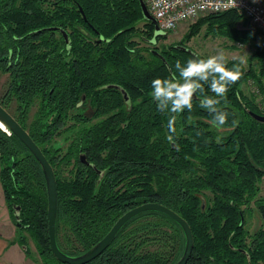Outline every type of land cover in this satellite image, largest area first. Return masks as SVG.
Masks as SVG:
<instances>
[{
    "label": "trees",
    "instance_id": "1",
    "mask_svg": "<svg viewBox=\"0 0 264 264\" xmlns=\"http://www.w3.org/2000/svg\"><path fill=\"white\" fill-rule=\"evenodd\" d=\"M0 2V67L9 73L3 99L15 100L12 116L53 168L55 233L62 252H84L126 210L157 202L190 226L193 247L186 264H264V228L249 234L244 222L252 202L264 219V197L258 195L264 177V121L249 114H264V106L241 88L251 77L264 89L262 31L238 27L245 19L235 10L204 15L190 25L184 40L206 24L212 35L243 43L258 38L260 43L248 57L247 68L240 65L242 76L229 85L226 98L210 90L211 75L207 81L193 76L191 81L202 87L193 92L191 109L184 106L175 112L170 100L152 97V80L184 84L181 71L187 61L204 57L181 43L155 48L163 59L154 54L150 47L158 35L143 17L139 0H17L16 7L14 0ZM235 64L239 63L228 61L227 67ZM82 97L98 120L64 128L67 151L55 155L56 149L44 143L60 132ZM208 99L218 103L201 106ZM35 101L34 118L27 122ZM221 113H227L226 123L213 126ZM79 115L70 117L76 122ZM171 119L174 132L168 129ZM3 130L0 125V184L10 216L34 240L43 264H67L57 260L49 247L40 165L13 133ZM70 157L75 168L69 177L59 175V161ZM36 175L41 177L39 185L32 183ZM60 224L71 233L63 238L70 248L58 241ZM161 227L171 232L160 231ZM19 237L27 252L25 236ZM74 241L87 248H72ZM150 241L153 248H147ZM184 245V232L176 221L146 210L124 223L110 244L84 264H173Z\"/></svg>",
    "mask_w": 264,
    "mask_h": 264
},
{
    "label": "rangeland",
    "instance_id": "2",
    "mask_svg": "<svg viewBox=\"0 0 264 264\" xmlns=\"http://www.w3.org/2000/svg\"><path fill=\"white\" fill-rule=\"evenodd\" d=\"M198 18L179 23L175 29L171 31H167L166 36L160 38L156 43L155 47L151 46L150 48L160 49L162 46L167 47L171 43L172 44L181 43L184 44L186 47H188L191 51L195 52L200 56H203L204 58H207L211 55H215L218 50H222L225 53L227 62L231 60H235L238 63H240V59L243 58L245 62L241 64V66L247 68L246 66L248 63V57L251 55L255 47L260 43V39L256 38L253 41L246 43L230 40L223 36L212 35L207 31L206 24H203L201 25L199 31L196 34L192 35L188 40H184L185 34L186 32H188L190 25H192ZM142 24H143L142 22L139 23V25ZM237 26L240 28H245V27L253 28V26L248 24L246 20L239 21ZM55 35L57 36L58 34L56 33ZM143 54L146 55L147 53H143ZM8 83H9V73L0 71V100H2V102L6 105V107L3 106L4 108H6L10 113L15 114V100L12 99L9 103H7L6 102L7 99L6 98L3 99V95L7 91ZM241 88L244 93L251 95L255 99V101L258 102L260 107L264 106V89L263 91H261V89L254 82L253 78L251 77L247 78L246 82L241 84ZM37 105L38 102L35 101L30 106L27 115V122H31L33 120L35 111L37 109ZM91 110L92 108L88 105V100L86 99L83 106L73 108L71 111H69L68 116L64 119V123H63L64 125L59 129L60 132L52 135L49 138V140L46 143H44V146L56 149L57 151L55 150L54 154L58 156H62L67 151V147L69 143V139L66 137L67 131H64L63 129L66 128L69 124L76 123L78 126L79 125L83 126L96 122L98 120L97 116L96 117L92 116L88 120L81 119L82 117L91 116L92 115ZM73 113L80 114L79 115L80 119L76 122L74 121L73 117L72 118L70 117V115ZM0 156H1V151H0ZM61 161H59L57 171L60 173L59 175L64 177H69L70 176L69 171L74 169L76 165L74 163V158L70 157L69 160L66 162L65 161L61 162ZM32 183L39 185L41 183V177L36 175V178L32 179ZM258 195L264 197V180L263 181L261 180L259 184ZM248 206L249 207L245 212L244 222H245L246 231L249 234H252L259 228H264V219L259 215L256 206L253 202L250 203ZM111 226H109V228ZM130 227L131 226H129L128 228ZM161 230H164L168 233L171 232L170 229L164 227H161L160 231ZM0 231L4 235L3 237L7 241L8 245L18 244L21 247L18 238H20L19 236H25L23 240L28 250L27 252L24 251V253L26 257H28L27 260L30 261V264L31 263L43 264V260L37 250L36 244L34 243V240L30 237L29 233L19 230L17 226L14 224L4 199L1 184H0ZM67 233L71 235L70 231L67 230V227L60 224L57 229V238L58 241L63 244L62 246L64 248H70L68 247L69 244L67 245L63 241V238H65V235H67ZM156 236L158 237V234ZM160 241L162 244H164L165 242L164 236L160 237ZM246 241H249V237L246 238ZM153 244L154 243L150 241V243H148L147 245V248H153L154 247ZM84 246H85L84 244L83 246L81 244L78 245L77 241H74L72 248L74 247L87 248ZM80 250L83 251V249Z\"/></svg>",
    "mask_w": 264,
    "mask_h": 264
},
{
    "label": "water",
    "instance_id": "3",
    "mask_svg": "<svg viewBox=\"0 0 264 264\" xmlns=\"http://www.w3.org/2000/svg\"><path fill=\"white\" fill-rule=\"evenodd\" d=\"M139 3L143 17L151 21L154 25V36L163 34L164 31L158 28L155 19L148 12L143 0H139ZM60 32L63 34L65 40H67L66 32L63 29H60ZM152 52L157 56H159L161 59H163V56L155 49H152ZM122 92L123 95L126 97L124 90H122ZM249 114L253 118L259 121H264V114H257L252 111H249ZM0 123H2L5 127V130L3 131H5L6 133H13L27 148V150L34 156V158L40 165L45 180V187L47 194V233L49 239V247L53 256L57 260L67 264H84L89 262L90 260L98 256L110 244V242L112 241L118 230L130 218L146 210H156L168 215L170 218H172L181 226L185 236V245L180 257L173 264H186L193 247V235L190 226L188 225L186 220L182 218L174 210L157 202H143L126 210L114 221L112 226L102 236V238H100L94 245H92L84 252L77 255H68L62 252L57 246L56 233H55L57 192H56V183H55L53 168L46 159L43 152L41 151L40 147L31 138L27 130L24 129L20 125V123L12 116V114L1 104H0ZM81 158L82 160H84L83 155L81 156Z\"/></svg>",
    "mask_w": 264,
    "mask_h": 264
},
{
    "label": "clouds",
    "instance_id": "4",
    "mask_svg": "<svg viewBox=\"0 0 264 264\" xmlns=\"http://www.w3.org/2000/svg\"><path fill=\"white\" fill-rule=\"evenodd\" d=\"M232 3L235 4L236 0H232ZM244 62V59L241 58L239 64L233 65L232 68L227 67V58L222 50H218L215 55H211L206 59H189L187 61V67L181 71V77L185 81L184 84L171 83L166 78H155L151 82V95L153 98L162 99L164 102L170 100L172 102V111H183L184 106L191 109L192 94L197 87H202V85L191 81L190 78L199 76L201 79L207 81L209 75H211L212 82L210 90L215 93L217 97L226 98L229 85L236 83L241 78L242 70L240 65ZM176 65L179 67V60L176 61ZM173 79L175 78L173 77ZM173 89H175V91H173ZM214 103H218V101L208 99L206 104L204 101H201V106L211 107ZM129 107H131V101H129ZM226 121L227 113H221L216 117L213 126H223ZM216 122H218V125ZM168 129L169 131H175V119L168 121ZM166 139L170 143H175L171 136H167ZM177 150H179L178 145Z\"/></svg>",
    "mask_w": 264,
    "mask_h": 264
},
{
    "label": "built area",
    "instance_id": "5",
    "mask_svg": "<svg viewBox=\"0 0 264 264\" xmlns=\"http://www.w3.org/2000/svg\"><path fill=\"white\" fill-rule=\"evenodd\" d=\"M159 29L171 31L181 22L235 10L248 24L264 33V0H143ZM9 134V133H8Z\"/></svg>",
    "mask_w": 264,
    "mask_h": 264
},
{
    "label": "crops",
    "instance_id": "6",
    "mask_svg": "<svg viewBox=\"0 0 264 264\" xmlns=\"http://www.w3.org/2000/svg\"><path fill=\"white\" fill-rule=\"evenodd\" d=\"M264 177L262 178V181ZM0 231V264H30L24 253V249L18 244L8 245ZM35 264V263H31Z\"/></svg>",
    "mask_w": 264,
    "mask_h": 264
},
{
    "label": "flooded vegetation",
    "instance_id": "7",
    "mask_svg": "<svg viewBox=\"0 0 264 264\" xmlns=\"http://www.w3.org/2000/svg\"><path fill=\"white\" fill-rule=\"evenodd\" d=\"M0 6H1V2H0ZM14 6H15V7L17 6V0H14ZM166 34H167V32H164L163 34L158 35V37H155V39L153 40L152 47H155V45H156V43L158 42V40H159L160 38L165 37ZM171 44H172V43H171ZM152 49H155V48H152ZM152 49H151V50H152ZM0 71L3 72L2 69H1V67H0ZM84 99H85V98L82 97L81 102L79 103L78 107L83 106V104L85 103V100H84ZM91 114H92V113H91ZM91 117H92V115L89 116V117H85L84 119H85V120H88V119H90ZM83 161H85V158H84Z\"/></svg>",
    "mask_w": 264,
    "mask_h": 264
},
{
    "label": "bare ground",
    "instance_id": "8",
    "mask_svg": "<svg viewBox=\"0 0 264 264\" xmlns=\"http://www.w3.org/2000/svg\"><path fill=\"white\" fill-rule=\"evenodd\" d=\"M0 125L5 129L4 125L2 123H0Z\"/></svg>",
    "mask_w": 264,
    "mask_h": 264
}]
</instances>
